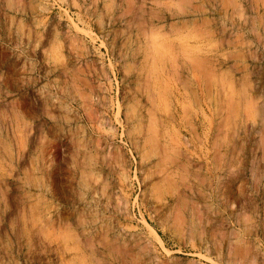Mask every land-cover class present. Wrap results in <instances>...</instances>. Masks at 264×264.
I'll return each mask as SVG.
<instances>
[{"label": "rangeland", "instance_id": "1", "mask_svg": "<svg viewBox=\"0 0 264 264\" xmlns=\"http://www.w3.org/2000/svg\"><path fill=\"white\" fill-rule=\"evenodd\" d=\"M0 264H264V0H0Z\"/></svg>", "mask_w": 264, "mask_h": 264}, {"label": "bare ground", "instance_id": "2", "mask_svg": "<svg viewBox=\"0 0 264 264\" xmlns=\"http://www.w3.org/2000/svg\"><path fill=\"white\" fill-rule=\"evenodd\" d=\"M75 26V25H74ZM75 29V28H74ZM74 39V38H73ZM183 40V39H182ZM184 45V44H183ZM183 45H181V46H183ZM178 46V45H177ZM186 46V45H185ZM182 49V48H181ZM188 49V48H187ZM191 49V48H190ZM185 50V49H184ZM187 51V50H186ZM188 53V52H187ZM207 67V66H206ZM170 136V135H169ZM170 137H172V136H170ZM173 141V140H172ZM172 143V142H171ZM175 144V143H174ZM175 147V146H174ZM173 148V147H172ZM170 149V148H169ZM174 151V150H173ZM176 154H178V152L176 153ZM174 155V154H173ZM165 156V155H164ZM186 159V158H185ZM167 160V159H166ZM50 164V163H49ZM170 172V171H169ZM168 176V175H167ZM169 180V179H168ZM171 180V179H170ZM169 185V184H168ZM169 187V186H168ZM187 187V186H186Z\"/></svg>", "mask_w": 264, "mask_h": 264}]
</instances>
